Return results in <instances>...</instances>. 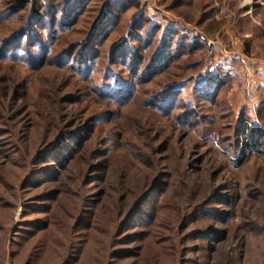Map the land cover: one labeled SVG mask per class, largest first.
I'll list each match as a JSON object with an SVG mask.
<instances>
[{
    "label": "rangeland",
    "instance_id": "1",
    "mask_svg": "<svg viewBox=\"0 0 264 264\" xmlns=\"http://www.w3.org/2000/svg\"><path fill=\"white\" fill-rule=\"evenodd\" d=\"M73 1L0 0V264H264V146L240 166L236 150L241 123L264 133V120L226 94L182 95L192 113L182 126V112L163 115L152 101L194 73L198 57L141 81L153 49L138 76L115 50L130 42V59L161 27L158 49L165 14L211 39L231 27L243 47L256 34L264 48V7L88 0L61 28ZM138 18L142 31L131 34Z\"/></svg>",
    "mask_w": 264,
    "mask_h": 264
},
{
    "label": "crops",
    "instance_id": "2",
    "mask_svg": "<svg viewBox=\"0 0 264 264\" xmlns=\"http://www.w3.org/2000/svg\"><path fill=\"white\" fill-rule=\"evenodd\" d=\"M254 5L264 7L263 2L254 0L251 5H247L249 12L253 11ZM165 16L163 18L167 20V25L164 26L166 29L181 33V36L188 37L190 42L200 39L204 44L194 53V56L198 57V60L193 62L195 72L177 81L172 87L179 90L183 96L208 92H214L217 97L226 94V104L237 108L239 113L246 111L250 119L254 120L259 108L264 106L263 41L258 40L256 34L247 33L243 47L231 32V27L225 29L226 36L222 40L211 39L181 19L170 18L168 14ZM211 42L216 45L212 46Z\"/></svg>",
    "mask_w": 264,
    "mask_h": 264
},
{
    "label": "trees",
    "instance_id": "3",
    "mask_svg": "<svg viewBox=\"0 0 264 264\" xmlns=\"http://www.w3.org/2000/svg\"><path fill=\"white\" fill-rule=\"evenodd\" d=\"M88 0H74L71 4L72 9L70 10L68 18L62 19L61 28L66 29V26H71V20L74 21L73 17L75 14L76 16L81 14V12L85 8V2ZM70 2V1H69ZM128 4H126L125 7H123L122 11L126 10ZM122 8V7H121ZM120 8V9H121ZM118 11V10H117ZM120 11V10H119ZM109 16H104V19L98 26L97 31L95 32V35H93L94 44L93 46L98 47L102 40L106 37V34L110 32V28L113 25L114 19H110ZM139 19V18H138ZM141 20V21H140ZM72 21V22H73ZM143 22V19H139V21H135L132 24V27L134 30H132L131 34H136L137 31H142L141 23ZM144 23H147L145 21ZM63 30V29H62ZM162 29L161 27H153L150 31H147V37L146 45L147 46H140L139 53L136 51L138 47H136L135 51H132L130 53V59L127 58L128 52L126 53L128 44L126 46L121 47L117 46L115 48L117 54H120V58L126 62L129 63V67L131 69V73L133 75H137L138 67L144 63L145 59L143 54H145L146 49H153V57L151 58L149 64L145 66L144 70L141 72V81L144 80V77L151 75H160L162 71H164L167 67L170 66V64L174 63L176 60H178L181 56L187 55L191 56L192 54L196 53L199 49H201L204 44L203 41L200 39H195L190 42L188 37H177V33L171 32V31H164L163 34V41L161 42V46L156 49L154 48V39L157 38V36L161 35L160 33ZM135 39L134 41L136 43H140L142 40L138 37L133 36ZM152 40V41H151ZM134 42V43H135ZM92 48V47H90ZM90 52V51H89ZM88 53V52H87ZM152 53V54H153ZM86 54V53H85ZM91 55L94 54V52L88 53ZM116 54V55H117ZM85 62V61H82ZM200 95H204V102H208L209 98H213L215 96L214 92H208V93H199ZM124 96L125 94L120 93V96ZM182 93L179 90H175L174 87L168 86L165 89H162L156 96L154 101H152V106L154 108H157V110L163 115H170V113L174 112H182L179 115H177L176 120L181 124L182 126L189 127L190 122L189 118H191L190 114H192L188 109L187 105H184L183 102L180 103V105L177 103V98L181 97ZM211 104L214 103L213 99H210L209 101ZM258 114L261 119L264 120V106L260 107L258 110ZM237 136H238V143L236 145V150L239 154V161L238 165H242V163L249 157L250 155H257L262 153V147L264 146V133L259 127H253L250 126L247 121H244V123H241L239 128L237 129Z\"/></svg>",
    "mask_w": 264,
    "mask_h": 264
},
{
    "label": "built area",
    "instance_id": "4",
    "mask_svg": "<svg viewBox=\"0 0 264 264\" xmlns=\"http://www.w3.org/2000/svg\"><path fill=\"white\" fill-rule=\"evenodd\" d=\"M211 45H212V46H215L216 43H215V42H211ZM213 140H214V142H217V139H216V138H213Z\"/></svg>",
    "mask_w": 264,
    "mask_h": 264
}]
</instances>
